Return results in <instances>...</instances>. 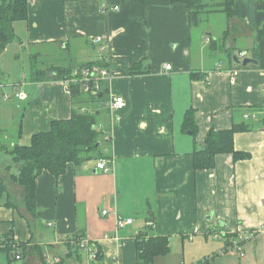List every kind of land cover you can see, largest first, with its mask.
<instances>
[{"label":"crops","instance_id":"obj_1","mask_svg":"<svg viewBox=\"0 0 264 264\" xmlns=\"http://www.w3.org/2000/svg\"><path fill=\"white\" fill-rule=\"evenodd\" d=\"M205 1L207 10L193 25L186 6L171 0H29L27 20L14 23L16 40L0 61L12 44L15 62L19 52L58 50L70 55L64 67L101 60L112 77L105 83L109 98L122 97L126 105L86 109L96 113L110 171H99L102 159L91 158L69 164L58 179L42 173L34 217L10 179L18 171L0 167V237L12 231L15 244L43 247L53 264L67 255V237L79 233L101 249V264H137L136 237L152 225L153 235L167 237L170 246L154 264H264V69L237 70L240 52L251 58L254 32L246 21L219 12L222 0ZM94 37L102 44H92ZM136 66L144 73L130 75ZM15 70L0 73V126L8 118L14 131L7 151L28 146L33 135L72 113L66 82H33L23 63ZM5 95L17 102H3ZM189 109L196 112L195 137L182 131ZM248 110L257 119L244 120ZM235 125L251 128L234 135L235 151L248 158L221 154L214 169L195 171L193 153L208 132ZM117 218L132 224L117 229ZM227 242L231 249L225 250ZM236 242L240 252L232 249ZM0 264L41 263L29 250L17 261L1 253Z\"/></svg>","mask_w":264,"mask_h":264},{"label":"trees","instance_id":"obj_2","mask_svg":"<svg viewBox=\"0 0 264 264\" xmlns=\"http://www.w3.org/2000/svg\"><path fill=\"white\" fill-rule=\"evenodd\" d=\"M171 2L186 6L189 22H192L193 25H195L198 15L207 10L205 9L207 6L205 0H171ZM28 3L29 0H0V56L6 47L16 40L14 23L27 20ZM217 10L248 23L254 32L255 39L254 48L250 52V57L257 62L253 67L264 69V0H222V5ZM37 57L38 55H34L30 58V79L33 82L65 81L70 79L74 70L83 67L108 68L100 60L77 66L51 65L40 69L36 65ZM236 67L237 70L247 68V66L242 67L241 65ZM129 73L135 75L144 72L136 66L130 69ZM69 90L72 104V113L69 119L52 121L49 130L33 135L28 146L14 144L8 151L6 150L13 161L19 165L18 174L12 175L10 179L21 188L25 213L29 217H34L36 214V180L42 173H48L58 179L66 173L69 164H78L91 158L107 159L106 155L100 151L99 137L102 135V131L96 128V113L86 110L96 105L105 108L109 98L107 86L103 83L99 93L95 96L83 93L80 85H70ZM195 114V110H187L182 123V131L190 133L193 137L197 134ZM250 129L247 125H235L228 130H210L205 138L203 148L193 153L194 170L214 169L216 156L221 154L231 155L233 161L248 158V155L235 151L234 135L239 132H247ZM3 190L4 186L0 184V193ZM152 230V226L149 225L136 237L137 264H154L157 258L165 257L170 252L169 239L153 235ZM82 240H85L84 235L79 233L68 236L65 240L68 249L67 255L53 264H68V260L74 264H86L83 261V254L87 257V253L81 249L79 244ZM229 246L231 245L227 242L225 250L231 249ZM87 249L96 251L95 259L87 264H101L103 261L101 249L90 242H88ZM29 250L36 252L41 264H49L43 247L34 245L29 249L27 244H15L12 240V231L8 235L0 237V254L3 253L7 259L11 258L17 261L16 257L25 258L28 256ZM201 264H207V261Z\"/></svg>","mask_w":264,"mask_h":264},{"label":"built area","instance_id":"obj_3","mask_svg":"<svg viewBox=\"0 0 264 264\" xmlns=\"http://www.w3.org/2000/svg\"><path fill=\"white\" fill-rule=\"evenodd\" d=\"M117 8H114L113 11H117ZM108 11V10H106ZM91 43L94 45H100L102 44V37H94L91 39ZM239 57V58H238ZM238 60L242 62L243 59L247 57V54L245 52H240L238 54ZM166 71H169L171 69L170 65H165L164 66ZM237 76V71L234 70L232 71L231 77H230V82L231 84L235 83V79ZM112 77L110 74V71L108 68H99L97 66L93 67H83L81 69H76L72 72L70 79L65 80L67 87H68V92L69 94L71 93L69 90L70 85H80L81 90L83 93L88 94L90 96H95L97 93L100 91V86L103 83H109L111 82ZM14 98H20V94H13ZM10 99L9 96L5 95L3 96L2 100L3 102H6ZM125 101L122 97H110L108 101V106L110 110L112 111H121L125 107ZM244 120H254L257 119V114L253 113L251 111H247L243 115ZM264 130V127H263ZM111 163L108 162L107 160H99L96 164V168L101 171L102 173H108L111 169L110 167ZM108 212L106 210L102 211V215L105 216L107 215ZM132 224V220H123L121 218H117L116 221V228L117 229H122L127 225ZM152 226V225H151ZM241 240V237H240ZM81 249H83L87 253V258L88 262L93 261L95 259V253L96 251L94 249H87L88 247V241L82 240L80 243ZM232 249L240 252L241 247L239 243H234L232 245ZM17 260H19V257H16Z\"/></svg>","mask_w":264,"mask_h":264},{"label":"rangeland","instance_id":"obj_4","mask_svg":"<svg viewBox=\"0 0 264 264\" xmlns=\"http://www.w3.org/2000/svg\"><path fill=\"white\" fill-rule=\"evenodd\" d=\"M13 44L8 48V54L6 53V56L4 57L5 59L1 62L0 61V73H2L4 71V68L7 67V72L9 74V72L12 75H15L17 73L16 67H22V63L23 66L25 67V72L29 73L30 70V58L34 55H36V52L32 53L31 56L26 55V53L23 52H19V61L15 62V58L13 56L14 50H13ZM31 53V52H29ZM7 60H9L8 65H5L7 63ZM59 64L61 67L64 66H68L69 63H71V58L70 55L65 51V50H58L55 51V53H53V51H48L47 54L45 55H40L37 57L36 59V65L40 68V69H45L47 67L50 66V64ZM6 66V67H4ZM14 69V70H13ZM13 70V72H12ZM4 75V74H2ZM2 75H0V78L2 77ZM7 76V74H6ZM7 78V77H6ZM8 80V78H7ZM20 93V92H18ZM10 101V100H9ZM17 102V100L15 99H11V101L9 102L10 104ZM0 103L2 104V102L0 101ZM26 104V103H23ZM22 104V105H23ZM13 126L11 125L10 121L7 118V121H5L4 126L2 125V127L0 126V129H2V131H0V167H2L3 170L7 171L10 170L11 173L15 174L18 171L19 165L16 164L11 155L6 151L7 148L10 146V141L11 138L10 136L14 137V131L12 130ZM48 228V227H46ZM49 229V228H48ZM62 250H64L63 248L60 249V252H63Z\"/></svg>","mask_w":264,"mask_h":264},{"label":"water","instance_id":"obj_5","mask_svg":"<svg viewBox=\"0 0 264 264\" xmlns=\"http://www.w3.org/2000/svg\"><path fill=\"white\" fill-rule=\"evenodd\" d=\"M237 64H240L242 67H246L248 65H256L257 62L251 58H245L240 62L238 59L234 58ZM98 146V145H97Z\"/></svg>","mask_w":264,"mask_h":264}]
</instances>
